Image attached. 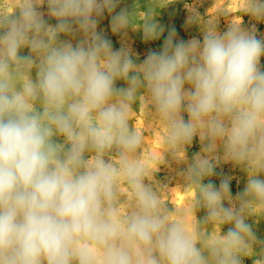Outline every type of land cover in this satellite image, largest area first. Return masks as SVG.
<instances>
[{"label": "clouds", "instance_id": "clouds-1", "mask_svg": "<svg viewBox=\"0 0 264 264\" xmlns=\"http://www.w3.org/2000/svg\"><path fill=\"white\" fill-rule=\"evenodd\" d=\"M119 3L0 2V264H243L257 246L264 264L248 222L264 214V40L240 21L223 33L209 21L202 41L172 29L137 63L100 21L145 41L164 28L152 12L134 26ZM243 13L264 19V0H245ZM141 96L165 130L163 163L144 157L146 132L131 123ZM169 161L195 191L180 208L154 175ZM221 162L247 173L235 196L230 176L205 182Z\"/></svg>", "mask_w": 264, "mask_h": 264}, {"label": "rangeland", "instance_id": "rangeland-1", "mask_svg": "<svg viewBox=\"0 0 264 264\" xmlns=\"http://www.w3.org/2000/svg\"><path fill=\"white\" fill-rule=\"evenodd\" d=\"M0 2L8 3L9 0H0ZM244 5L245 0H120L116 11L118 12L121 8H127L130 12L135 11L134 26H139L149 12L155 14L156 23L164 28L160 38L145 41L142 30L133 28L127 29L126 36L122 33L114 34L111 30V18L107 14L100 21L98 31L102 30L104 35L111 40L114 50L119 49L122 42L129 46L137 63L142 62L150 50H161L165 38L172 29L175 30L177 41H188L193 38L202 41L203 30L209 21L215 23L216 29L220 33L227 31L232 22L238 23L240 21L242 28L252 30L254 27L257 38L264 40V19L256 20L252 16L243 13ZM11 10V7H9L8 11ZM194 14L199 16V20L189 23V17ZM49 23L54 24L55 20L49 19ZM22 54H28V49H24ZM260 65L264 69V56L260 59ZM117 86L122 87L125 84L123 81H118ZM134 109L131 117L132 126L137 133L146 132L145 135H147L143 149L144 157L151 156L163 163V154L159 149L164 138V128L160 126L159 122L154 123L148 119L146 102L142 96L134 105ZM147 132H149V135ZM200 148L199 138L196 137L191 146L187 148L188 159L191 160L193 155L200 151ZM183 167V164L169 161L162 164L159 171L154 174L158 182L172 187L163 198L176 208L184 206L185 202L195 195L194 190H184L178 185L180 183L178 172ZM215 173L212 177L207 178L205 182L211 180L218 186L224 176H230L232 177L230 187L233 196L242 192L246 186L248 179L246 171L230 162H221ZM254 213L256 216L250 217L248 222L252 224L258 240L264 242V214L259 209H254ZM227 227L225 226L222 231H226ZM212 232L214 236H218L220 226H214ZM254 251L257 255L244 257L243 264H255V261L259 259V246L255 247ZM257 264H259V261H257Z\"/></svg>", "mask_w": 264, "mask_h": 264}]
</instances>
